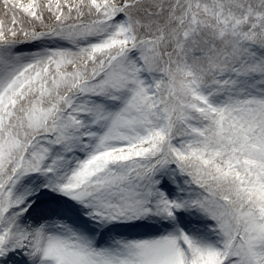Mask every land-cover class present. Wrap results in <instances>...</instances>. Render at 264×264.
Masks as SVG:
<instances>
[{
	"label": "snow or ice",
	"instance_id": "obj_1",
	"mask_svg": "<svg viewBox=\"0 0 264 264\" xmlns=\"http://www.w3.org/2000/svg\"><path fill=\"white\" fill-rule=\"evenodd\" d=\"M0 264H264V0H0Z\"/></svg>",
	"mask_w": 264,
	"mask_h": 264
}]
</instances>
